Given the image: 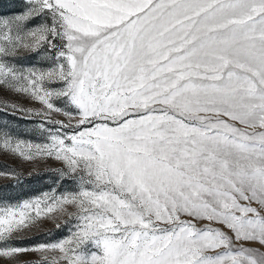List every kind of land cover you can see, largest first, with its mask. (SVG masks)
I'll return each instance as SVG.
<instances>
[{
  "label": "rangeland",
  "instance_id": "rangeland-1",
  "mask_svg": "<svg viewBox=\"0 0 264 264\" xmlns=\"http://www.w3.org/2000/svg\"><path fill=\"white\" fill-rule=\"evenodd\" d=\"M0 264H264V0H0Z\"/></svg>",
  "mask_w": 264,
  "mask_h": 264
}]
</instances>
